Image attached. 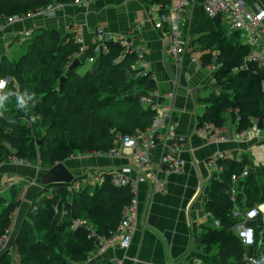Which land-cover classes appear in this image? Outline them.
Here are the masks:
<instances>
[{"label": "trees", "instance_id": "16d2710c", "mask_svg": "<svg viewBox=\"0 0 264 264\" xmlns=\"http://www.w3.org/2000/svg\"><path fill=\"white\" fill-rule=\"evenodd\" d=\"M75 1L0 0V25L4 16L24 18L48 5ZM192 12L185 30L189 38L198 36L200 65L210 67L214 61L218 88L204 100L206 109L197 118V128L211 126L220 130L230 121L238 134L252 129L260 118L264 128V71L249 59L253 49L220 16L209 18L199 6ZM106 46L107 51L97 56L94 44L87 49L85 58H95L97 66L82 75L75 72L78 66L68 72L70 60L80 54L82 45L71 35L62 37L56 31H38L18 60L2 58L0 80L8 81L0 94L18 93L27 106L21 108L15 95L3 101L11 103L13 109L0 115V165L11 158L32 162L39 153L42 162L51 167L77 154L107 152L118 146L119 138L150 127L153 112L141 104L139 97L124 92L132 86L155 91L156 81L151 73L135 67L133 48L127 53L113 41L106 42ZM123 53V60L116 63ZM63 76L65 82L59 90ZM33 117L45 133L40 139L35 137L36 130L30 123ZM22 119L29 124H22ZM218 164L223 178L210 181L205 212L219 226L213 227L211 221L202 225V251L192 256L200 264H244L248 251L234 234L239 219L232 210L264 202V167H256L233 203L228 195L231 176L242 172L249 161L246 157L240 161L226 158ZM82 179L85 178H75L73 182ZM73 182L43 187V193H48L43 204L32 205L14 240L13 252H2L0 264H84L97 249L98 238H111L123 210L135 198L130 186H115L110 173H102L99 182L86 183L79 191L73 190ZM18 205L13 200L0 212V246ZM76 221L83 224L75 225ZM260 223L259 219L249 223L255 230L256 242ZM96 264L108 263L103 260Z\"/></svg>", "mask_w": 264, "mask_h": 264}, {"label": "crops", "instance_id": "0c3cea01", "mask_svg": "<svg viewBox=\"0 0 264 264\" xmlns=\"http://www.w3.org/2000/svg\"><path fill=\"white\" fill-rule=\"evenodd\" d=\"M242 1L252 12L264 9V0ZM149 5L146 0H94L81 6L65 4L53 16L30 15L0 31V62L4 57L16 61L27 51L33 35L40 30H48L56 31L62 37L71 35L82 45V52L76 58L81 61V66L87 60V49L95 42L96 30L100 29L114 39L127 40L134 51L143 50L145 59L142 66L152 74L157 89L155 93L140 91L138 94L163 104L165 92L173 90L175 93L176 129L179 135L186 138L179 151L183 161L182 170L167 177L160 176L164 182L161 192L154 191L148 179L138 184L135 193L136 225L129 246L125 249L110 247L100 255L90 256L84 264H96L103 260L108 263L110 257L119 259L121 264H200L192 254L202 251L201 227L206 224L202 216L211 180L206 162L217 153H224L233 161H240L242 157L250 161L247 152L259 139L251 135L246 140L237 139L236 125L230 121L219 130L229 138L228 141L219 142L199 132L197 118L206 109L204 100L218 92L214 82L215 71L191 62L192 57L199 59L200 55L195 56L198 51L190 41L179 67V74L183 72L187 75V85L182 87L176 78L178 84L175 87V79L171 78L166 64L170 62L174 69L176 66L167 51L166 42L149 19ZM262 24L264 26V20ZM87 61L91 63L89 70L93 71L97 61ZM163 150L162 146L151 149L150 160L156 163ZM63 164L74 178H85L81 182H73L72 188L76 191L86 183L93 182V176L136 168L129 152H124L118 158L77 154ZM39 171L32 165H18L12 159L0 165V202L8 192L10 196L7 194L9 197L3 201L4 206L13 200L19 202L13 213L9 234L1 243L0 254L8 250L13 252L14 240L32 205H42L44 196L48 195L43 193V187L37 182Z\"/></svg>", "mask_w": 264, "mask_h": 264}, {"label": "built area", "instance_id": "2783aa9c", "mask_svg": "<svg viewBox=\"0 0 264 264\" xmlns=\"http://www.w3.org/2000/svg\"><path fill=\"white\" fill-rule=\"evenodd\" d=\"M94 0H76L74 4L81 6L90 3ZM63 5L51 4L39 11L37 14L41 16H53L55 11ZM195 6L202 8L204 14L209 18L220 16L223 22L230 28L231 31L240 33L241 40L249 45L253 52L249 59L255 62L259 68L264 71V9L252 12L248 10L247 6L242 0H161L160 2L150 4L147 7V14L154 28L161 34L162 39L167 44V51L173 57L175 63V84L178 81L180 73V66L182 57L186 53L189 46V40L186 36L185 26L189 24L192 18V10ZM22 17H2L0 31L3 27L14 24L22 20ZM113 41L121 44L125 48V52H133L131 44L123 39H114L106 35L102 30L97 29L95 32L94 53L96 56L100 52H106V42ZM80 42V41H79ZM82 52V49H81ZM80 52V54H81ZM124 52V53H125ZM121 55L116 63L123 60L125 54ZM137 69H144L142 63L145 59V54L142 49L136 50ZM79 54L73 58H78ZM72 58V59H73ZM90 62H94L95 58H89ZM192 63L200 64L199 59L192 57ZM208 67L215 70L214 61ZM8 79L0 80V91L4 88ZM264 86V85H263ZM3 87V88H2ZM155 93V91H151ZM141 104L153 112V119L150 127L144 131L139 132L133 136H125L118 139V146L111 150L100 153H93L96 156H106L111 158H118L124 152H129L131 160L135 163L136 168H123L120 171L110 173L112 175V183L117 186H130L134 195L136 193L137 185L146 182L148 179L152 184V188L156 192L164 190V182L160 176L167 177L172 173H177L183 168V161L179 157L181 147L186 143V138L177 133L175 122V108H174V91H167L163 94L165 102L157 104L151 101L147 96L138 94ZM201 134H207L214 137L219 142L228 141L229 138L215 130L211 126H204L199 129ZM260 130L257 128V121L250 130L238 133L237 139L246 140L250 135L258 138ZM162 146L164 150L160 154L156 163L149 158L151 149ZM224 153H217L207 160V166L211 172L210 179L218 181L223 178L222 166L218 164L220 160L226 159ZM16 161L18 165H28L25 160L11 158ZM257 166L250 165L246 167L237 175L231 176L232 188L229 189L228 195L230 201L235 203L238 193H242V186L245 184L251 174L255 173ZM93 182L101 180V174L92 177ZM210 180V181H211ZM1 194V192H0ZM136 199L134 198L129 206H127L121 216V221L111 236V238L104 240L98 238V247L90 256H97L105 252L108 248L118 246L125 249L129 246L132 238V232L136 225ZM35 209V208H34ZM232 214L239 219V223L234 228V234L239 239L243 247L248 251L244 258V264H264V244L256 251V235L254 228L249 224L254 220H264V202L255 205L251 208L239 210L234 207ZM203 220L205 222L211 221L213 227H218L219 222L212 220L211 215L204 211ZM75 225H82V221H76ZM9 232H7V235ZM7 236L4 238V240ZM249 248H253L252 254L249 255ZM89 256V257H90ZM199 263V262H198ZM108 264H121L120 260L115 257L108 259Z\"/></svg>", "mask_w": 264, "mask_h": 264}, {"label": "rangeland", "instance_id": "374dc122", "mask_svg": "<svg viewBox=\"0 0 264 264\" xmlns=\"http://www.w3.org/2000/svg\"><path fill=\"white\" fill-rule=\"evenodd\" d=\"M192 14H193V12H192ZM186 36L188 37L189 42L191 41L194 44V46H196V48H197V46H198V44H197L198 36H194V37L191 36L189 38V32L187 30H186ZM195 56H199V53L195 52ZM87 60H85L84 63H82L81 66L77 67V73L78 74L85 73L86 70L91 69V63H89ZM140 91H144V90L141 89V88H137L136 86H132L128 90H126L124 92V94L137 96ZM11 108L13 109V105H11V103H9V102L6 103V104L3 103L2 106H0V112H2L4 114L6 111L9 112V110H11ZM26 122H27V120L22 119V124H25ZM27 123L29 124V122H27ZM30 123H32L34 129L36 130L35 137L38 138V139L42 138L44 136L43 134H45V133L43 131V127L40 126L39 121L35 118V120L30 121ZM247 154H248V158L250 160L248 168L250 167V165L264 167V128L262 130H260V135H259V139H258L257 143L254 145V147L249 149ZM8 160H10V159H8ZM15 163H16V161H15ZM28 165L35 166L40 171L43 170L44 168L46 169L48 167L40 159L39 153L33 159L32 162H28ZM7 194L10 196L9 192ZM7 194H6V198L9 197ZM6 198L4 197L3 201H7L8 199H6ZM3 201L0 202V211L3 208H5V206H6V205L4 206V202ZM204 223L207 224V222H204Z\"/></svg>", "mask_w": 264, "mask_h": 264}, {"label": "water", "instance_id": "95a60500", "mask_svg": "<svg viewBox=\"0 0 264 264\" xmlns=\"http://www.w3.org/2000/svg\"><path fill=\"white\" fill-rule=\"evenodd\" d=\"M81 63L80 60L74 59L68 67V72L75 69ZM167 70L171 78H175V69L170 62L166 64ZM186 73H181L178 76L179 84L182 87H186ZM65 82V77H61L59 80V90L62 89L63 83ZM257 128L259 130L263 129L262 119L260 118L257 122ZM37 182L42 187L53 186L58 184L69 185L74 181L73 174L64 166L63 162L57 163L54 166L48 167L45 171H39L37 176ZM258 239L256 243V251H258L264 244V220L258 226ZM253 248H249V255L252 254Z\"/></svg>", "mask_w": 264, "mask_h": 264}, {"label": "clouds", "instance_id": "9594fccd", "mask_svg": "<svg viewBox=\"0 0 264 264\" xmlns=\"http://www.w3.org/2000/svg\"><path fill=\"white\" fill-rule=\"evenodd\" d=\"M8 95H15L18 101V104L21 108H25L27 105L23 102L22 97L18 93H9L7 95H0V106H2V103L4 100L8 99ZM3 113L0 112V115ZM33 120H35V117H33Z\"/></svg>", "mask_w": 264, "mask_h": 264}, {"label": "bare ground", "instance_id": "6f19581e", "mask_svg": "<svg viewBox=\"0 0 264 264\" xmlns=\"http://www.w3.org/2000/svg\"><path fill=\"white\" fill-rule=\"evenodd\" d=\"M5 87V86H4ZM3 88V87H2Z\"/></svg>", "mask_w": 264, "mask_h": 264}]
</instances>
